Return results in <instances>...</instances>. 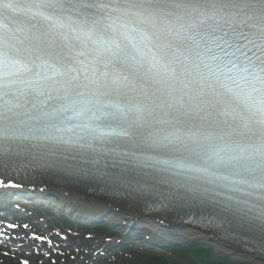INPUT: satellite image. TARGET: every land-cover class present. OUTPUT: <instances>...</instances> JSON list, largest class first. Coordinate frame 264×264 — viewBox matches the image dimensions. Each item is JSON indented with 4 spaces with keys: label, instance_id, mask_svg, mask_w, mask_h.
<instances>
[{
    "label": "snow or ice",
    "instance_id": "snow-or-ice-1",
    "mask_svg": "<svg viewBox=\"0 0 264 264\" xmlns=\"http://www.w3.org/2000/svg\"><path fill=\"white\" fill-rule=\"evenodd\" d=\"M31 4L0 22V187L47 171L198 205L264 254V0Z\"/></svg>",
    "mask_w": 264,
    "mask_h": 264
},
{
    "label": "rangeland",
    "instance_id": "rangeland-1",
    "mask_svg": "<svg viewBox=\"0 0 264 264\" xmlns=\"http://www.w3.org/2000/svg\"><path fill=\"white\" fill-rule=\"evenodd\" d=\"M36 216V215H35ZM55 219H52V223L55 227L59 226L60 232L66 233V228H62L60 226L63 225V221L60 216H54ZM10 225H15V227H11L18 230L16 231H7L2 234L8 235L9 242H12L14 239L26 237V240H33V234L38 233L45 238L49 237V240L52 241L51 244L48 242L46 244L36 241L35 246L27 244L28 246H24L23 251L17 250L18 247L13 246L12 250L9 248L0 246V264H130L132 262H136V264H145L146 260L149 262H155L153 259L154 256L160 255L161 258L169 259L171 262L176 264H200L201 262L197 261L190 257H177L179 255L168 254L167 250H161V248L157 247L156 250L159 251L157 255L146 254L147 252H142L135 248L126 250H118L114 249L111 252H92L95 249L94 245H97V241H95L93 246L83 245L86 244L84 239H78L73 235L68 233L69 244L63 243L58 238V243L54 239L55 232L52 224H49V229L42 230L33 226L32 224L27 225V233H20V231L25 227L21 226L19 223L12 222ZM48 226V225H47ZM67 227V226H66ZM106 228V227H105ZM14 235V236H13ZM178 242H185L190 240H195V244L202 245L203 248L211 249L212 258L219 264H261L258 260H255L253 257L242 254L241 252H236V250L232 251L229 248L225 247L224 244L219 243L215 240H211V238H198L197 235L193 233L184 234V236H180L177 239ZM92 241V240H91ZM15 243H18L15 241ZM90 243V242H89ZM44 244V245H43ZM53 244L54 247L51 245ZM111 244V243H110ZM32 247V248H31ZM92 251H91V250ZM229 249V250H228ZM18 252H21L22 255H19ZM99 254V255H98ZM146 254V257L143 256ZM132 260V261H131ZM179 260L181 262H179ZM185 261V262H184ZM148 264V263H147ZM203 264V263H202Z\"/></svg>",
    "mask_w": 264,
    "mask_h": 264
},
{
    "label": "bare ground",
    "instance_id": "bare-ground-1",
    "mask_svg": "<svg viewBox=\"0 0 264 264\" xmlns=\"http://www.w3.org/2000/svg\"><path fill=\"white\" fill-rule=\"evenodd\" d=\"M34 178H37L40 180L42 187L46 188L47 192L53 197H60L64 199L65 201H68L71 205V207L74 208H80L81 206H84L86 209H89V207L95 206V205H103L106 209H109L111 207L117 208L119 210H124L125 211V216L128 218V224L131 222H134L135 218H144L147 217L149 219H156L159 218L160 220L163 219V223L160 224L162 225H167L170 226L175 225V227L183 228L185 231H193L194 234L197 235L198 238H207V237H216L218 241L222 244H224L225 247L229 248L230 250H240L243 252L245 255H248L250 257H253L255 260H258L261 264H264V254H261L258 251L253 250L252 248L246 246L245 243L240 242V241H230L229 239L225 238L223 235L222 231L217 232L213 229L208 230V229H202L194 227V226H187L183 225L179 221V217L175 216L171 210V214L166 213L163 216L160 215H149L146 214L145 212L143 213L140 208H142L140 201L136 199H132L130 197L126 198H116L112 196L110 193L102 191L100 188H97L92 185H82L79 183H73L68 180H63L57 177H50L48 175H35ZM43 178V179H42ZM7 178H5L6 180ZM46 180V181H43ZM26 190V189H25ZM28 192V191H27ZM31 193V192H28ZM34 193V192H33ZM31 193V194H33ZM80 206V207H79ZM108 214V212H106ZM168 214V215H167ZM123 215V214H122ZM169 215L175 216V220L173 217H170ZM143 216V217H141ZM114 222H123L124 218H112ZM178 224H176L175 222ZM159 222V221H158ZM184 226V227H183ZM164 227V226H162ZM4 227H1L3 229ZM223 237V238H222ZM18 242V241H17ZM4 247H13L18 246L20 247L19 250H22L21 245L18 243H8V242H3L2 240L0 241V246ZM27 246V245H24ZM228 249V250H229ZM18 254H21V252H18Z\"/></svg>",
    "mask_w": 264,
    "mask_h": 264
},
{
    "label": "trees",
    "instance_id": "trees-1",
    "mask_svg": "<svg viewBox=\"0 0 264 264\" xmlns=\"http://www.w3.org/2000/svg\"><path fill=\"white\" fill-rule=\"evenodd\" d=\"M197 253H200L199 255L201 256H203L204 258V263L205 264H219V263H217L215 260H214V258H212L207 252H197ZM159 259H157V261H158ZM158 264H167V263H163V262H159Z\"/></svg>",
    "mask_w": 264,
    "mask_h": 264
}]
</instances>
